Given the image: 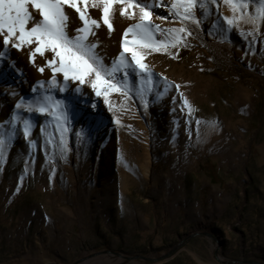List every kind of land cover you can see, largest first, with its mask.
Here are the masks:
<instances>
[{
	"label": "rangeland",
	"instance_id": "1",
	"mask_svg": "<svg viewBox=\"0 0 264 264\" xmlns=\"http://www.w3.org/2000/svg\"><path fill=\"white\" fill-rule=\"evenodd\" d=\"M148 2L156 5L154 24L191 31L175 48L143 50L151 85L129 68L130 90L112 92L111 107L88 83L52 91L68 115L63 155L46 142L58 145L55 121L21 112L34 127L26 138L18 125L0 158V264H264V23L254 30L246 19L259 0H249L244 18L237 10L231 29L224 0L210 4V15L197 7L199 25L174 17L172 0ZM67 11L75 35L82 23ZM121 11L113 6L109 33L102 8L88 6L101 22L89 41L99 43L109 68L124 32L139 22L138 8ZM167 38L155 33L158 45ZM51 56L37 54L34 65L28 48L8 47L0 61V124L22 98L44 94L32 89L51 79L50 69L38 71ZM57 79L62 86V74ZM142 87L151 88L143 99Z\"/></svg>",
	"mask_w": 264,
	"mask_h": 264
},
{
	"label": "snow or ice",
	"instance_id": "2",
	"mask_svg": "<svg viewBox=\"0 0 264 264\" xmlns=\"http://www.w3.org/2000/svg\"><path fill=\"white\" fill-rule=\"evenodd\" d=\"M218 0H172L170 10L174 17L178 18L182 24L186 22L200 24V19L195 15L197 7L202 10L201 15H210V4L217 3ZM233 12L232 18H224L229 25V29L235 24V13L241 12L244 18L245 10L249 9V0H224ZM102 8V22L108 28L109 33L114 31L112 23L113 6L119 3L122 6L121 15H127V9H139V22L131 25L123 34L122 51L117 61L113 62L111 68L107 67L104 59L96 49L99 43L89 41V36L95 35L94 29L101 26V22L90 16L88 6ZM163 6V0H161ZM83 5V7H81ZM155 2L149 3L148 0H0V37L4 50L0 51V61L8 55V47L17 50L29 49L30 61L35 65L36 56H45L51 53V59L38 68L43 74L45 68L52 71V77L47 81L38 82L32 89L34 93L43 91V95H38L33 99L22 98L15 105V111L5 122L11 131L5 133L0 131V158L3 157L8 143L14 139L18 130V125L22 124L24 137H30L34 127L33 122L21 115L24 113H35L50 117L54 124V133L59 132V141L50 137L47 143H53L54 147H59L61 155L67 151L65 133L69 131L68 115L64 110V101L56 99L51 94L58 90L63 93L68 90V82H78L83 86L88 83L97 97H104V102L110 104L109 97L112 92L123 91L126 95L129 89L128 72L131 68L133 72L139 69L142 77L141 84H152L150 70L142 62L144 59L143 50L145 48L161 50V48H175L183 43L184 35H191L188 28L162 29L160 25L154 24L150 9L154 8ZM67 9L74 10L82 23L81 27L75 29V35L69 32V13ZM37 14L38 17L37 18ZM130 18H135V14ZM157 19H167V17H157ZM248 22L255 28L264 23V0H259L255 12L246 16ZM167 33V42H160L158 45L155 40V33ZM131 34V39H128ZM254 35V31L248 33ZM130 53L129 60L126 54ZM123 68L124 79L116 80L115 72ZM58 74L63 76V85L58 81ZM166 80V78H164ZM115 81V82H114ZM179 88V85H175ZM167 90V85L165 91ZM76 93L82 91L81 87L74 90ZM151 91V88H141L137 95L143 99L144 95ZM185 104L187 101L185 100ZM96 107L95 104L92 105ZM190 107V106H189ZM118 122V121H117ZM199 125L200 121H196ZM5 124H0V129L5 128ZM45 131V129H41ZM79 135V134H77ZM29 143L35 145V141Z\"/></svg>",
	"mask_w": 264,
	"mask_h": 264
},
{
	"label": "trees",
	"instance_id": "3",
	"mask_svg": "<svg viewBox=\"0 0 264 264\" xmlns=\"http://www.w3.org/2000/svg\"><path fill=\"white\" fill-rule=\"evenodd\" d=\"M216 166L214 164H210L209 168H206L211 173L212 179L214 183H217L219 179L217 178V169L215 168Z\"/></svg>",
	"mask_w": 264,
	"mask_h": 264
}]
</instances>
